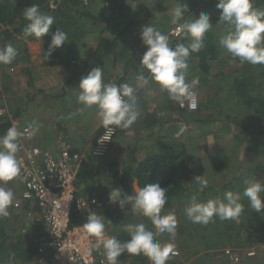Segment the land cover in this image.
<instances>
[{
	"label": "trees",
	"instance_id": "trees-1",
	"mask_svg": "<svg viewBox=\"0 0 264 264\" xmlns=\"http://www.w3.org/2000/svg\"><path fill=\"white\" fill-rule=\"evenodd\" d=\"M178 2L188 5V12L185 13L184 18L191 19V14L198 5L204 10L206 8L203 7L206 5L215 8L218 0H178ZM253 3L254 7L264 10V0H253ZM32 4L38 5L40 11L43 10L42 12L55 18L52 29L42 40L34 36L26 37L24 35L23 30L28 22L23 16V11ZM176 6H178L177 0H0V48L11 43L18 50V55L13 61L14 65L13 63L11 64L15 66L20 60L19 51H25L26 39L31 38L34 41H39L43 47V52L40 56L42 60L45 55L44 51H47L51 35L56 28L66 32L68 40L65 44L56 49L53 55L44 61L41 79L36 81L32 70L28 66L26 69L27 74L25 75L29 80V89L36 90V94L44 95L45 98L52 99L54 102L55 100L56 102L63 100L65 104L68 101V97H71L72 94L74 95L72 89H69L72 86L71 80L87 75L94 67H101L103 72L109 73L111 76L115 75L118 67L120 68L121 66L122 69H125V72L134 73L135 71L139 73L141 71L139 61L146 51V46L143 45L140 39V31L144 26L149 24L155 26L162 34L169 37V44L172 47L177 43H184L185 45L190 43V39L183 34L178 37L171 35V31L177 26L171 23L172 11ZM116 7L121 8V11L123 10L124 12L118 15L120 10L115 12ZM105 10L110 11L105 13ZM218 20L219 10L216 9V15L211 17L212 28L205 35L204 48L198 53L190 54L188 58L187 81L191 82L193 79H198L199 84L195 88L196 92L206 91L208 95V97L204 95L203 101L199 102V109L196 111L199 115L196 116V112H193L192 115H187L186 110L180 108L173 110L174 113H179L178 111H180V116L185 118L189 124L195 121L201 125L200 127H212V129L215 126L217 127V125H226L229 130H223V134L232 135L233 133L232 141L235 144L239 143V147H234L235 151L232 152L216 148V154L209 156L210 170L213 173H223L229 168L231 159L237 155L240 149L245 147V142L247 141L245 135L252 133L251 125H256L257 129H259L257 135L264 137V65L235 62V59L219 43L220 37L226 33L227 26L223 23H217ZM103 22L106 24L104 29L101 28ZM89 43H93L94 48L87 50ZM77 46L78 50L75 49ZM223 53H227V55L223 57ZM215 62L216 75L214 70L212 72ZM1 66L5 68L7 64H0ZM4 68L0 69V76L4 82L3 91L0 92V109H4L6 113L0 115V136H3L7 129L13 126V120L21 119L22 113L21 107L14 105V98L19 96V92L13 89L12 80L8 74L10 69L4 71ZM56 69L60 73L58 76L59 82L51 84L48 77L51 78V72L53 71L57 73L58 70ZM66 70L67 72L65 73ZM210 78L216 79L220 91L225 90L228 92L230 95L228 99L219 96L209 98L206 85H209L208 79ZM47 81H49L52 91L49 95L46 94L47 86H44ZM19 101H22V99H19ZM200 117L201 119H198ZM149 120H151L150 123ZM152 122L155 121L148 119L145 127L152 130L149 138H155L157 150L145 154L140 160L135 155L138 148H144L145 145H140L139 143L132 145L134 149L131 152L132 155L130 156L132 159L130 160L125 157H116L115 159L109 153L103 157L94 156L92 150L103 133V127L97 129L93 147L83 155V162L79 167L78 180L76 182L78 187L77 194L83 195L85 188L93 189V191L98 192L97 197L103 203V207L106 208V202L110 203L109 193L113 188L121 189L125 195H132L135 194L132 190L134 181H137L139 188H142L145 184L159 183L161 187H168V199L162 210V215L172 210L175 211L176 215H180L179 207L184 206L185 199H191L193 195L197 197L199 202H203V200H199L201 198H198V194L203 197L206 194H211L213 197L218 195V184L216 179L211 182V177L207 181V187L201 189V191H195L197 186L199 189L200 185L194 182V178L203 176L205 173V166L202 160L194 157V154L197 153L196 144L190 147L183 143L177 144L173 139L168 141V136L165 133L157 132L154 129L155 124ZM232 125L234 128H232ZM161 131L164 132V126L161 127ZM170 132L175 131L172 129ZM220 132L222 133L221 130ZM207 135H212L216 143L221 139L219 132L214 130L207 132ZM117 138L113 139L111 150L115 143L119 141ZM38 141L36 133L34 143H38ZM260 142L263 143L264 140H260ZM260 146L262 145L259 144ZM253 151L256 155L264 156V152L257 153L256 148H253ZM261 171H264V168ZM244 188L245 184L241 183L238 185L236 179H232L224 185V190L240 194L239 202L244 206L245 217L250 218V226L246 230L250 231L252 235L257 227V231H262L264 238V209L258 213L250 207L248 198L243 196ZM18 191L21 193V188ZM121 198H124L123 194ZM113 206L115 207L108 210L104 208L101 212L95 213L105 217V230L112 232V235L116 236L120 241L130 239L123 224L127 221L128 223L133 220L136 221L135 214L142 216L144 220L149 219L141 214L132 212L130 204L125 205L124 209H121L118 203L113 204ZM12 207L16 213L10 214L5 218L0 217V264H46V262L40 261L41 255L38 253L37 246L32 238L36 235L40 225L43 227L42 223L35 220L32 221L35 228L34 235L29 234L28 231L27 233H22L23 230H26L24 221L22 223V215L29 214L28 211L32 210L33 206L31 207L29 202H25L21 211H18L13 205ZM34 208L37 207L35 206ZM86 217L85 215L78 216L74 213L72 221L83 224ZM12 218L15 221L18 220V227L11 226ZM108 220L112 223H109ZM181 221L183 224H177L176 238H183L185 235L186 222ZM7 226L12 227V233L6 230ZM146 226L155 231L153 226L148 224ZM243 226L244 224L241 223L240 227L243 228ZM218 227L214 226V229L221 232ZM224 228L225 232L230 229L227 234L231 237L232 234H238L237 229L242 230L238 226H224ZM41 233L39 232V235ZM227 234H224V236H228ZM246 234L242 236L247 238L243 244L232 240L229 244H225L223 253L230 264L239 262L232 261L227 251L232 254L238 253L240 255L241 253L243 256H240V261L244 259L246 263L250 262V258L242 250V247H252L255 243L252 237L246 236ZM163 235L167 238L170 237L168 234ZM258 238L261 240L262 236H258ZM157 239L159 240V237ZM176 245L182 256L185 257L187 244L177 242ZM242 253H245V255ZM46 260L50 262L49 255L43 258V261ZM118 264H150V262L143 254L133 256L125 252L118 258ZM167 264H184V262L180 261L176 256H170ZM196 264H205V262H196Z\"/></svg>",
	"mask_w": 264,
	"mask_h": 264
},
{
	"label": "clouds",
	"instance_id": "clouds-1",
	"mask_svg": "<svg viewBox=\"0 0 264 264\" xmlns=\"http://www.w3.org/2000/svg\"><path fill=\"white\" fill-rule=\"evenodd\" d=\"M177 4L178 6L172 11L171 23L177 25L176 31L189 38L190 43L187 45L177 43L172 47L169 44V37L162 34L155 26L149 24L142 27L140 39L147 50L139 61L141 71L136 76L138 82L136 86L128 83L121 85L105 83L101 67H94L87 75L81 77L77 87L79 89L77 101L84 108L95 106L103 129L106 128L109 133H113L117 128H128L137 121L140 116L137 103L138 92L148 86L150 80L157 83L162 91H166L169 99L177 102L178 109L179 104L183 107L185 100L195 97L194 89L198 86L199 80L187 81L188 58L190 54L198 53L204 48L205 35L212 28L213 23L210 13L205 11H201L198 17L191 14V19H185L188 5L181 4L178 0ZM215 7L219 10L217 23L227 26L226 33L219 40L222 48L233 59H239L241 63L264 65V10L254 7L253 0H218ZM23 16L28 22L23 30L24 35L34 36L39 40L49 34L55 23L53 16L40 11L39 6L35 4L27 7L23 11ZM67 40V33L56 28L51 35L47 51H44L42 61L48 60ZM17 55L18 50L11 43L6 44L0 48V64H11ZM13 68L15 69L14 66ZM13 68L11 67L10 70L13 71ZM144 69L148 71L150 78L145 76ZM0 82V92H2L4 82L1 76ZM189 107L194 109L196 104L191 103ZM73 115L75 113L70 114L69 118ZM18 121L20 123V120ZM38 128L39 126L32 122L29 126L30 135L34 136ZM117 130L116 138L119 136V129ZM181 131H184L183 127ZM21 136L22 133L15 126L9 127L6 133L0 136V217H7L9 207L15 202L13 191L4 185L17 179L21 173L20 161L17 157ZM81 157L83 158V155ZM17 181L19 183L18 179ZM194 182L199 184L201 189L207 187V181L203 176H196ZM20 188L22 190L21 185ZM167 192L168 187H161L159 183L145 184L132 195H125L121 189L113 188L109 193V201L113 204L118 203L121 209L130 204L132 212L150 219L155 231L149 229L144 223H128L125 231L130 239L120 241L116 236H110L109 232V235L106 234L105 217L90 211L81 225L87 235L96 238L88 253L102 249L107 264H118V258L125 252L133 256L143 254L150 264H167L170 256L179 255L174 243H162L157 239L162 234H168L174 238L177 232L178 221L175 211L161 214L167 203ZM122 194L124 198H121ZM243 196L248 198L250 207L254 211L260 213L264 209V183L260 180H246ZM239 199L240 194L232 191H227L223 199L216 197L206 202H199L193 195L184 212L193 223L203 225L213 222L214 217H219L220 220H236L244 211V206ZM22 216L25 217L24 226H28L35 232L33 220L29 219L28 214ZM108 222L112 223L110 220ZM41 228L40 225L37 233L41 232ZM37 233L36 236L39 235Z\"/></svg>",
	"mask_w": 264,
	"mask_h": 264
},
{
	"label": "built area",
	"instance_id": "built-area-1",
	"mask_svg": "<svg viewBox=\"0 0 264 264\" xmlns=\"http://www.w3.org/2000/svg\"><path fill=\"white\" fill-rule=\"evenodd\" d=\"M176 28L177 26L171 31L174 37L182 34L178 33ZM194 92L193 99L185 100L183 107L179 104L181 109L190 112L199 109V97L195 89ZM191 103L196 104L194 109L189 107ZM5 113V110H0V115ZM12 124L22 133L19 140L20 150L17 153L21 167L17 179L22 191L14 205L22 210L24 203L29 202L31 207L33 206V209L28 211L29 219L43 225L42 233L38 236L34 235L30 228L23 230V233L28 231L29 234L34 235L32 238L41 255L40 261L46 264H107L102 249L88 253L96 238L87 235L81 227L82 224L72 221L74 213L78 216H87L90 211L100 212L103 209V203L98 197L77 194L76 182L79 167L83 162L81 155L73 152L69 144L61 139L57 141L55 150L43 148L34 143L36 134L30 135L29 126L20 125L18 120H13ZM117 133V129L109 133L104 128L94 145L92 154L103 157L109 153ZM35 206L37 208H34ZM105 232L109 235L106 230ZM227 253L232 261L240 260L238 253L232 254L230 251ZM247 254L252 256L255 252ZM47 255L50 256V262L43 261Z\"/></svg>",
	"mask_w": 264,
	"mask_h": 264
},
{
	"label": "crops",
	"instance_id": "crops-1",
	"mask_svg": "<svg viewBox=\"0 0 264 264\" xmlns=\"http://www.w3.org/2000/svg\"><path fill=\"white\" fill-rule=\"evenodd\" d=\"M206 6H202L203 8H206L204 10L198 5L196 10L193 11L192 14L198 16L199 13L204 10L205 12L210 13L211 17H214L216 15V7L213 8V6ZM26 41L27 45L24 48L25 51H19L20 60L18 64H15L14 66L19 69V72H17V69H14L11 65L12 63L14 65V62H12L11 64H7L8 67H12L14 69L13 71L9 70L8 74L13 83L16 84L19 88L17 89V91L19 92V96L14 98L18 101V103H16V101L14 100V104L16 105V107H21V125L30 126L32 122H35L36 125L39 126L38 131L36 133L39 140L38 143L43 148H51L52 150H55L57 141L60 139H64L63 141L67 142L74 152H77L81 155H85V153L89 149H91V147H93V140L97 136V132H94V129H86V126L83 125V123H85L86 121H84L83 118L98 117V115L95 106L91 108H84V106L78 103L77 101V96L79 92V89L77 87L79 85V80L81 77H77L71 80L72 86L69 89H72L74 95L71 93L72 96L68 97V101H66L65 104L63 100H59L58 102H56L55 100L54 102L52 99L45 98L44 95L36 94V90L29 89V80L28 77L25 75L27 74L26 69L28 66L32 70L35 80L39 81L41 79L44 61L41 60L40 56L42 55L43 47L41 46L39 41H34L31 38H27ZM75 49L78 50V46L75 47ZM226 55L227 54H225V56ZM124 70L125 69H122V66L120 68L118 67L117 72L115 73V75L112 76L109 75V73L106 74L105 72H103V81L105 83H114L117 85L128 83L130 85L136 86L138 83L136 81V76L139 73L134 71V74L130 71L125 72ZM66 72L67 70L65 71V73ZM51 73L52 76L51 78L48 77V79H50L51 84H57L59 82V70L57 73H55L54 71ZM144 74H146L145 76H149L150 78V75L147 70ZM48 82L49 81H47L46 83L43 82L44 86H47V95L52 92L50 89V84ZM19 99H22V101H19ZM170 100L171 99H169L167 92L162 91L157 83L151 82L150 80L149 85L145 88H142L138 92L137 103L140 111L139 118L130 127L119 128V137L117 138L119 141L115 143V146L112 148V150H110L109 154H111L115 159L116 157H125L130 160L132 159V157L130 156L132 155L131 152L134 149V146L132 145H134L135 143L136 145L137 143H139L140 145H145L144 148L139 147L136 152L135 156L139 160L145 154L157 150V148L155 147V138H149L152 130L150 128L145 127V123L146 121H148V119H152L153 121H155L152 122L155 124L154 129L162 134L165 133L168 136V141L172 139L175 140L174 138H172L173 132L161 131V127H165V125L167 123H170L171 119H173L171 116L173 107L170 108L169 106H173L175 104V108L178 109L177 102ZM162 102H166L165 106L162 104ZM81 109H83V111H81ZM164 110L167 112V118L162 117ZM178 112V114L180 115V111ZM73 113H75V115L69 118L70 114ZM186 114L192 115L193 112L186 111ZM98 119V122L95 120V129H100L102 127V121L99 117ZM150 122L151 120H149V123ZM193 123L194 125H197L195 121ZM186 124H189V122L187 121ZM138 189L139 187L137 185V181H134L132 190L135 193V191ZM83 195H91L97 197L98 192L93 191V189L89 190L85 188V192L83 193ZM112 207H115L113 206V203L111 204V206H109V202H106V208H103H105V210H108ZM24 220L25 217L22 218V223ZM124 225L125 224H123V227ZM110 233V236H112L113 233ZM249 258L251 259L253 257Z\"/></svg>",
	"mask_w": 264,
	"mask_h": 264
},
{
	"label": "rangeland",
	"instance_id": "rangeland-1",
	"mask_svg": "<svg viewBox=\"0 0 264 264\" xmlns=\"http://www.w3.org/2000/svg\"><path fill=\"white\" fill-rule=\"evenodd\" d=\"M117 10L118 11L120 10L118 15H120L122 12H124L123 10L121 11V8L116 7L115 12ZM109 11L110 10H105V13L109 12ZM103 25H104V22L101 24V28L104 29ZM215 26H216V24H215ZM93 48H94L93 43H89L87 46V50H90ZM225 54H227V53H223V55H224L223 57H225ZM234 61L237 63H241L239 59H235ZM1 68H4V66H1L0 69ZM7 69H8V66H6L3 70L5 71ZM9 69H10V67H9ZM15 69H17V67H15ZM213 70H214L215 75H216V62L213 64L212 72H213ZM228 71H230V70H228ZM17 72H19V69ZM211 78L208 79L209 85H206L208 87V89H206V90L209 94V98L219 96V97L228 99L230 96L228 94V92L225 90L220 91L219 90L220 88H218V84L216 83V79H211ZM12 85H13V89H16V90L19 89L17 87V85L13 83V81H12ZM204 95H206V97H208L206 91H203V92L200 91L198 93L199 102L203 101ZM15 101H16V103H18L17 100H15ZM165 103L166 102H162V104L164 106H165ZM169 107L170 108L173 107L171 116L174 120L171 119V122L167 123L165 125L164 132L165 131L170 132L173 129V131H175V132H173L172 138H174L175 141H177V144L183 143V144H186L187 146H190V147H192L196 144L195 146L197 148V153L194 154V157L200 158L202 160V163L205 166V173L203 174L204 179L206 181H208L209 177H211V180H210L211 182H213V180L216 179V183L218 184V187H219L218 188V190H219L218 195L213 197L211 194H206V196L203 197V196H200L198 194V198H201L199 200H203V202H206L208 199H213L216 197H220L221 199H223L225 192H227V190H224V185H225V183L229 182L232 179H236L238 182V185L241 183L245 184L246 180H252V179H258L262 183L264 182V171H261L264 168V156L263 155L260 156V154L256 155V153L253 151V148H256L257 153H259V152L263 153L264 152V142L263 143L260 142V140H264V137L257 135V133L259 132V129H257L256 125H253V126L251 125L252 133L251 134L249 133L250 136H249V134L245 135L247 137V141L245 142L246 143L245 147H243V149H240L237 152L238 156L236 155L234 158L231 159V163L229 165V168L226 171H223V173H220V172L213 173L210 170L209 156H214L216 154V148H220L221 150H225V151L229 150L230 152H232V151H235L234 147H237V146L239 147L238 142H237L238 144H235L232 141L233 140V133H232V135L223 134V130H226V129L229 130L226 125H217V127L215 126L212 129V127H210V128L200 127L201 125H199V124L194 125V123L193 124H186L187 121L185 118L181 117L176 112L174 113L173 110H176L175 104L173 106H169ZM201 114H200V116H201ZM195 115L198 116L199 114L196 112ZM162 117L167 118V112L165 110H164ZM198 119H201V117ZM83 120L86 121L85 123H83V125L86 126V129H90V130L94 129V132L97 131V129H95L94 126H95V120L97 122L99 121L98 117H88V118H83ZM199 121H201V120H199ZM182 127L184 128V131H181ZM232 128H234L233 125H232ZM212 130L219 132V136L221 137V139L218 141V143H216V141H214L212 135H207V132H211ZM220 130L222 131V133L220 132ZM258 143L261 144L262 146L259 147ZM210 185H211V183H210ZM4 186L7 188H10L13 191L14 200H16L15 198L18 197V195H19L18 190L20 188L17 179L15 178L12 181H9ZM198 190L201 191V187H199V189H198V186H197V189L195 191L198 192ZM229 190H230V188H229ZM189 194H190V191H189ZM190 202H191L190 198L185 199V202H184L185 205L182 207H179V209L181 211L180 215H176L177 221H178L177 224H180V223L183 224V222L181 220L186 222L185 235L183 236V238L174 237V238L170 239L171 237H168V238L164 237L163 234L161 236H159V241H162V243L163 242H172V243L174 242V244L176 245L177 242H181V243L187 244V252L185 253V255H186L185 257H183L182 253L178 250L179 255H177L176 257L180 261L184 262V264H189V263H195L196 264V262L197 263L205 262V264H230V262L225 258V255L223 253V250L225 248V244H227V243L229 244L231 240L236 241L237 243L243 244L245 239H247V238L246 237L244 238L242 236H244L247 233L246 236H251L252 239L254 240L255 244L252 247H248V248L242 247L243 248L242 250H244L246 253L255 251L256 254H254L253 258L250 259V262L245 263L246 261H244V259H243L242 261H239V263H237V264H264V238H263L262 231H259V230L257 231V227H256V229H255L256 231L254 230L255 232H253V234L251 235V232L246 230V228L248 226H250L249 225L250 224L249 223L250 218L245 217L244 211L240 215V217L236 220H231V219L220 220L219 217H214L213 222H210L207 225H203V224L193 223L191 220H189L187 218V216L184 212V209L190 204ZM111 204L112 203L110 202L109 206H111ZM12 205L8 209L9 215L16 213V212H14V208L12 207ZM135 217H136V221L133 220L130 223H144L145 225L148 224L150 226H153L150 222V219L144 220L142 218V216H137L136 214H135ZM13 219L14 218H12L11 226H17L19 224L18 220L15 221ZM29 221H28V223H29ZM241 223L244 224L243 228L240 227ZM126 224H128V221L125 223L124 227L126 226ZM11 226L6 227V230L9 233H12V231H11L12 227ZM214 226H216V227L219 226L218 228L221 230V232L216 231L214 229ZM221 226H223V227H221ZM224 226H226V227L227 226H234V227L238 226L242 230L240 231L237 229L238 234H232V237H231L227 234V232H230V229H227V232H225ZM26 228L29 229L28 226ZM20 233H21V231H20ZM22 233H23V231H22ZM224 234H227L228 236H224ZM110 235H111V233H110ZM238 235H239V237H238ZM258 236H262V239L259 240ZM242 254L245 255V253H242ZM240 256L242 257L243 255H241V253H240ZM222 260H223V262H222Z\"/></svg>",
	"mask_w": 264,
	"mask_h": 264
},
{
	"label": "water",
	"instance_id": "water-1",
	"mask_svg": "<svg viewBox=\"0 0 264 264\" xmlns=\"http://www.w3.org/2000/svg\"><path fill=\"white\" fill-rule=\"evenodd\" d=\"M105 26H106V24L103 25V27H105Z\"/></svg>",
	"mask_w": 264,
	"mask_h": 264
}]
</instances>
